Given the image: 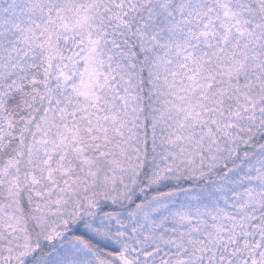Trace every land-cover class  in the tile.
Here are the masks:
<instances>
[{
	"label": "snow or ice",
	"instance_id": "6c2138e0",
	"mask_svg": "<svg viewBox=\"0 0 264 264\" xmlns=\"http://www.w3.org/2000/svg\"><path fill=\"white\" fill-rule=\"evenodd\" d=\"M0 264H264V0H0Z\"/></svg>",
	"mask_w": 264,
	"mask_h": 264
}]
</instances>
